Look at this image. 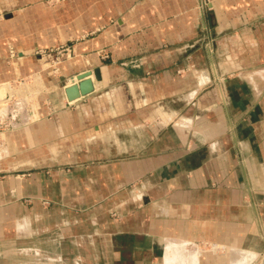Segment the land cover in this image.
I'll return each mask as SVG.
<instances>
[{"label": "crops", "instance_id": "crops-1", "mask_svg": "<svg viewBox=\"0 0 264 264\" xmlns=\"http://www.w3.org/2000/svg\"><path fill=\"white\" fill-rule=\"evenodd\" d=\"M64 43L101 78L3 133L0 264H264V0H0V83Z\"/></svg>", "mask_w": 264, "mask_h": 264}, {"label": "rangeland", "instance_id": "rangeland-1", "mask_svg": "<svg viewBox=\"0 0 264 264\" xmlns=\"http://www.w3.org/2000/svg\"><path fill=\"white\" fill-rule=\"evenodd\" d=\"M56 1L58 0H44L48 5H54ZM89 32L94 33L95 30H90ZM10 50L11 52L14 51V47L11 46ZM66 50L67 45L65 43L37 49L35 52L37 56L38 54L39 56L40 54L51 56L43 66L28 71L26 75L17 74L12 79H9L8 83H0V89L3 92L0 97L2 100V103H0L1 147L5 144V131L12 127L13 122L22 123L24 119H28V122H31L29 120L36 117L49 118L51 111L43 110L42 107H51V102L63 100L66 97L64 88L68 85H65V81L63 82L57 76L56 67L58 56L66 52ZM10 54L12 55L13 52ZM68 101L70 102L71 100Z\"/></svg>", "mask_w": 264, "mask_h": 264}, {"label": "water", "instance_id": "water-1", "mask_svg": "<svg viewBox=\"0 0 264 264\" xmlns=\"http://www.w3.org/2000/svg\"><path fill=\"white\" fill-rule=\"evenodd\" d=\"M91 74L96 80H99L101 78L98 67H95L92 70H86L82 73H79L77 75V83L66 86L64 88V93L66 95L67 100L76 99L81 95L87 94L93 89Z\"/></svg>", "mask_w": 264, "mask_h": 264}, {"label": "bare ground", "instance_id": "bare-ground-1", "mask_svg": "<svg viewBox=\"0 0 264 264\" xmlns=\"http://www.w3.org/2000/svg\"><path fill=\"white\" fill-rule=\"evenodd\" d=\"M74 78H75L74 83H77V82H76V80H78V79H77V76L74 77ZM74 83H72V84H74ZM72 84H71V85H72ZM68 86H69V85H68ZM2 93H3V92H2V89H0V97H1ZM71 100H74V99H71ZM0 103H2V100H1V99H0Z\"/></svg>", "mask_w": 264, "mask_h": 264}]
</instances>
